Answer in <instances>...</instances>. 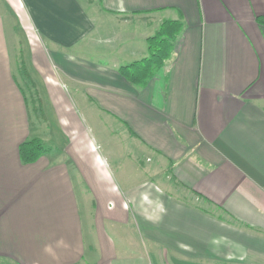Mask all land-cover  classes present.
<instances>
[{
	"label": "crops",
	"instance_id": "1",
	"mask_svg": "<svg viewBox=\"0 0 264 264\" xmlns=\"http://www.w3.org/2000/svg\"><path fill=\"white\" fill-rule=\"evenodd\" d=\"M259 19L264 0H0V264H114L104 222L119 233L135 221L149 264H264ZM165 21L184 25L171 59L131 84L120 69L149 57ZM19 29L43 57L63 137L33 164L19 148L47 134L12 73Z\"/></svg>",
	"mask_w": 264,
	"mask_h": 264
},
{
	"label": "rangeland",
	"instance_id": "2",
	"mask_svg": "<svg viewBox=\"0 0 264 264\" xmlns=\"http://www.w3.org/2000/svg\"><path fill=\"white\" fill-rule=\"evenodd\" d=\"M8 36L10 39L9 51L11 52L12 73L14 74L18 85L21 87L27 98L29 115L32 125L33 127H39L40 136H42L44 129L47 136L44 137L41 141H43V143L47 147L55 151L59 150L61 149V145L63 144V137L61 131L60 133L58 132V121H60L59 116L57 115L58 111L54 109L52 103L48 99V95L45 92V87H48L46 81L49 80H47V77L43 75L38 69V67L42 65L43 57L42 55L37 54L32 60L30 53H28V50H30L28 42V50L26 49L25 39L28 38V34L26 31L19 29L16 32V37L14 36L13 32L11 34L10 31H8ZM34 46L36 49H38L39 47V45ZM55 65L56 62L49 66V72L51 74L50 76H54L53 78H58V71ZM68 90L69 93H71V89L69 88ZM75 112H78L76 108ZM97 139L99 138L97 137ZM98 144H104L103 150H100V152L106 156L105 143H101L100 141H98ZM100 146V148H102V145ZM142 162H145V160ZM128 169L129 164L127 158L126 167L123 168V173L125 174V176H127L126 173H128ZM163 176L165 179L167 177V173H164ZM130 179L135 180L136 175L130 174ZM119 191L122 192L121 189H119ZM78 195L81 197L80 205L83 213L85 214L86 210L88 209V204L90 202H95V198L88 194L86 186L83 190L78 189ZM84 196L86 197L87 205H83ZM101 197L103 199L101 206L97 203L96 207H94V211L96 212L95 216L100 220L98 224L100 227V231L105 208L108 207L106 205L108 203L107 198L105 196ZM112 204L109 206H113ZM106 224H108L109 228L106 226ZM110 226L111 222H104V231L113 239L115 243L117 260L116 262H114V264H149L151 262L150 255L152 254V251L150 244L143 239L138 228V223L136 221L135 223L132 222V227L130 228L122 227L119 233L111 229ZM124 237L125 239L123 242ZM166 260L167 262L168 260L170 261L168 264H176L172 259ZM147 261L149 263H147Z\"/></svg>",
	"mask_w": 264,
	"mask_h": 264
},
{
	"label": "trees",
	"instance_id": "3",
	"mask_svg": "<svg viewBox=\"0 0 264 264\" xmlns=\"http://www.w3.org/2000/svg\"><path fill=\"white\" fill-rule=\"evenodd\" d=\"M264 24V19H259ZM184 25L179 21H165L159 32L148 39L149 57L144 61L120 69L121 75L136 86H144L154 76L157 69L171 59L174 45L180 36ZM20 158L25 164L38 161L47 150L41 139L34 138L23 143L20 148Z\"/></svg>",
	"mask_w": 264,
	"mask_h": 264
}]
</instances>
